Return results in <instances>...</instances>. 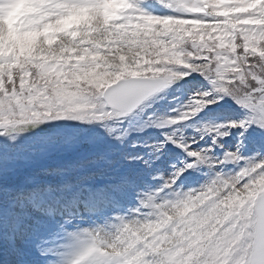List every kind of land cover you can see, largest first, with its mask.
<instances>
[{
  "label": "snow or ice",
  "instance_id": "6c2138e0",
  "mask_svg": "<svg viewBox=\"0 0 264 264\" xmlns=\"http://www.w3.org/2000/svg\"><path fill=\"white\" fill-rule=\"evenodd\" d=\"M14 2L0 0V14L9 15L13 11ZM91 2L43 0L39 11L25 20V23L29 24L30 29L44 34L67 29L71 23L70 14L76 9L90 6ZM138 2L143 4L146 0ZM175 4L184 8L186 13L197 15L170 18H156L144 13L132 15L129 10L133 5L127 0V7L113 23L130 28L132 25L167 24L171 20H192L214 25L249 19V15L226 12L224 6L215 8L207 0H175ZM196 7L202 10L194 11ZM256 18L261 19V16L257 14ZM250 36L255 38V43L249 42ZM233 37V46L229 50L207 48L200 51L190 44L174 50L184 55L187 61L185 69L199 72L212 85L210 91L197 92L190 98L195 101V106L189 104L191 115L205 106L202 103L205 100L207 103H216L214 93L230 96L250 113H261L260 119L248 116L239 122L218 126L217 138L212 141L217 147L220 146L219 139L228 136L231 129L241 130L233 151L224 150L213 161L209 159L210 148L197 146L193 149L185 145L183 150L187 159L178 166L174 165L167 178L153 177L154 180L162 181L160 192H146L137 196L138 204L133 210L135 215H139L143 209L150 208L153 211L140 217L143 223L135 219L125 223L123 217H115L118 224L111 242L100 239L102 229L81 228V224L85 217L97 216L103 208L115 205L116 195L123 194L129 187L127 180L98 190L81 204L62 208L54 206L43 195L22 193L6 209L3 190L0 189V262L5 244L15 256V264H29L26 259L28 251L38 259H46L51 247L48 238L41 233L47 222L58 216L61 217L58 225L60 232L70 237L83 238L87 242V247L75 264H82V261L87 264H133L130 257H136L139 264H250L245 257L257 249L264 252V212L258 213L254 208L257 199L264 198V154L257 159L244 157L242 153L243 137L249 128L256 127L264 133V23L253 25L251 30L234 32ZM105 38L110 43L103 49L84 46L87 49L84 57L90 56L96 60L98 57L95 54L99 53V58L107 62L111 73L110 76L102 77L105 80L104 86L94 88L91 93L80 87L69 91L67 85L57 77V73L61 77L70 76L68 83L72 84L86 80L94 71L90 63H80L74 67L57 65L54 68L39 61L14 60L11 56L0 58V65L4 66L0 70V137L7 138L8 128L17 124H35L49 115L59 117L64 112L71 115L87 108L92 104L93 96H102L104 89L125 75L168 76L167 73L152 71L147 64L143 68L138 65L131 44L134 36L123 29L117 31L109 27ZM155 67L164 66L157 64ZM213 69L215 78L210 75ZM100 107L104 109V101ZM111 115L110 112L102 111L100 115L87 119L89 122H100L109 119ZM78 118L85 119L83 116ZM18 131L23 132L25 129L20 128ZM111 132L108 129L109 135ZM11 139L15 141L17 137ZM115 139L121 138L116 136ZM165 139L166 142H172L171 137ZM125 159L133 163L142 160V157L130 156ZM229 164L236 167V171L230 175L225 173ZM205 166L206 173L199 187L190 185L189 191H177L182 188L185 174L196 173ZM164 195H168L171 202L159 203ZM69 228L75 231H68ZM236 250L241 253L239 258L233 255Z\"/></svg>",
  "mask_w": 264,
  "mask_h": 264
},
{
  "label": "rangeland",
  "instance_id": "374dc122",
  "mask_svg": "<svg viewBox=\"0 0 264 264\" xmlns=\"http://www.w3.org/2000/svg\"><path fill=\"white\" fill-rule=\"evenodd\" d=\"M42 2L15 0L9 15L0 14V58L11 56L14 60L39 61L54 68L57 65L74 67L80 63H90L94 71L86 80L72 84L68 83L70 76L61 77L57 73V77L67 85L69 91L80 87L91 93L94 88L103 87L105 80L102 77L110 76L111 73L107 62L99 58V53L95 54L98 57L96 60L90 56L84 57L87 50L84 46L103 49L110 43L105 38V32L109 27H114L117 31L123 29L134 36L131 41L132 51L141 68L147 64L149 69L158 74H168L167 77L148 74L134 78L160 77L172 82L167 89L122 119H117L106 106L102 110L101 96H93L88 114L83 116L85 119H72L64 112L61 130L53 123L44 122L45 130L16 134L15 141L10 136L0 138V189L3 190L6 209L22 193L43 195L58 208L69 207L74 202L87 201L100 189L127 180L129 187L123 194L116 195L115 205L103 208L97 216L85 217L81 224V228L102 229L101 235L105 238L102 241L111 242L118 224L115 217H123L125 223H131L134 219L143 223L140 217L153 211L150 208L143 209L139 215H135L133 210L138 204L137 196L146 192H160L162 181L154 180L153 177L167 178L174 165L178 166L187 159L183 150L185 145L193 149L197 146L210 148L209 159L213 161L224 150L235 149L241 130L231 129L228 136L219 139L220 146L217 147L212 143L217 138L216 129L220 125L253 116V113L239 106L230 96L214 93L216 103H207L205 100L202 102L205 106L191 115L189 104L195 106V101L190 98L197 92H208L212 87L207 89L205 77L199 72L185 69L187 61L184 55L174 50L184 44L197 47L200 51L207 48L229 50L233 46L234 32L251 30L253 25L264 23V0H207L215 8L224 6L225 11L233 15H249V19L243 21L206 25L199 21L171 20L167 24L132 25L131 30L113 23L127 7V0H92L90 6L76 9L70 14L71 23L67 29L47 34L30 29L29 24L25 23V20L39 11ZM130 2L133 7L129 13L132 15L144 13L156 18L197 15L186 13L184 8L175 4V0H146L143 4L138 0ZM106 7L108 11L104 10ZM201 10L199 7L194 8V11ZM257 14L261 19L256 18ZM249 42L255 43V38L250 36ZM157 64L164 67L156 68ZM3 67L0 65V70ZM210 75L215 78L214 69ZM131 77L125 75L121 79ZM102 111L112 113L111 117L100 122L88 121L87 117L100 115ZM257 114L260 119L261 113ZM108 129L112 130L111 135ZM116 136L121 139L116 140ZM166 137H171L172 142L180 147L171 150ZM242 153L244 157L259 159L264 154V133L256 127L249 128L243 137ZM130 156H140L142 160L129 163L125 158ZM234 171L236 167L232 164L225 169L228 175ZM205 173L206 166L196 173L185 174L182 188L177 191H189L190 185L199 187ZM168 202H171L168 195L159 201ZM60 222L59 216L48 221L41 233L48 238L51 247L47 258L38 259L28 251L26 259L29 264H65L64 261L68 260L69 264H75L80 258L87 242L83 238L70 237L60 232ZM68 231L75 229L69 228ZM2 257L0 264H15L16 258L7 244ZM130 259L133 264H139L136 257ZM82 264L87 262L82 261Z\"/></svg>",
  "mask_w": 264,
  "mask_h": 264
},
{
  "label": "water",
  "instance_id": "95a60500",
  "mask_svg": "<svg viewBox=\"0 0 264 264\" xmlns=\"http://www.w3.org/2000/svg\"><path fill=\"white\" fill-rule=\"evenodd\" d=\"M171 82L163 79L128 78L117 81L103 92V101L106 106L116 111V118H123L134 112L143 102L164 90ZM110 101V103H108ZM118 113H125L119 115ZM177 145L170 143V149L175 150ZM254 208L264 212V198H258ZM264 261V252L257 249L249 255L250 264H261Z\"/></svg>",
  "mask_w": 264,
  "mask_h": 264
},
{
  "label": "trees",
  "instance_id": "16d2710c",
  "mask_svg": "<svg viewBox=\"0 0 264 264\" xmlns=\"http://www.w3.org/2000/svg\"><path fill=\"white\" fill-rule=\"evenodd\" d=\"M206 85H207L209 88L212 87V85H211V83L209 82L208 79H206ZM218 98H219V97H218ZM88 108H89V107L84 108V109H81V110L78 111V112L72 113L70 116L72 117V119H76V120H78V119H80V118H78V117L85 116V115L88 114V112H87ZM65 113L69 115L68 112H65ZM63 116H64V114H63L62 116H59V117H57V116H55V115H49V117L43 118V119H42L40 122H38V123L50 122V123L55 124V125L57 126V128H58L59 130H61V129H62L61 126H62V124H64V123L62 122V118H63ZM253 116H254L255 118H257L258 114H257V113H253ZM54 118H55V119H54ZM257 119H258V118H257ZM38 123H35V124H38ZM30 125H32V123L17 124L15 127H9L8 130H11L10 132H14V133H13V134H14L13 136H16L15 134L19 133V131H18L19 129H17L16 127H20V126H26V127H27V126H30ZM233 203H235V202H233ZM233 255H234V257L239 258V256L241 255V253H240V252L238 253V250H236V251H234Z\"/></svg>",
  "mask_w": 264,
  "mask_h": 264
},
{
  "label": "clouds",
  "instance_id": "9594fccd",
  "mask_svg": "<svg viewBox=\"0 0 264 264\" xmlns=\"http://www.w3.org/2000/svg\"><path fill=\"white\" fill-rule=\"evenodd\" d=\"M100 239L103 240V239H105V238L100 234Z\"/></svg>",
  "mask_w": 264,
  "mask_h": 264
},
{
  "label": "bare ground",
  "instance_id": "6f19581e",
  "mask_svg": "<svg viewBox=\"0 0 264 264\" xmlns=\"http://www.w3.org/2000/svg\"><path fill=\"white\" fill-rule=\"evenodd\" d=\"M68 204V203H67ZM69 205H72V204H69ZM70 207V206H69Z\"/></svg>",
  "mask_w": 264,
  "mask_h": 264
}]
</instances>
